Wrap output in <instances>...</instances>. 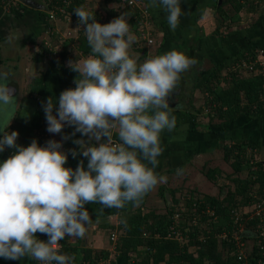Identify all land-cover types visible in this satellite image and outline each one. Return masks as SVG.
Masks as SVG:
<instances>
[{
    "label": "clouds",
    "instance_id": "obj_1",
    "mask_svg": "<svg viewBox=\"0 0 264 264\" xmlns=\"http://www.w3.org/2000/svg\"><path fill=\"white\" fill-rule=\"evenodd\" d=\"M150 8L164 11L171 31L182 15L181 0H149ZM45 8V7H44ZM90 54L68 61L78 75L75 88L58 97L57 115L52 97L43 105L49 133H61L65 124L74 133L79 151L87 158L75 169L65 167L67 153L60 141L40 146L16 143L18 132L9 131L17 115V100L8 87L10 74L0 71V152L14 149L0 161V257L17 260L27 256L38 264H74L75 255L62 253L60 241L85 237L92 217L86 204L121 210L139 206L144 197L166 182L155 169L163 154L161 134L173 132L177 119L169 98L181 74L197 61L172 49L146 58L130 55L137 38L125 15L101 24L92 11L74 9ZM20 33L5 38L17 42ZM64 139H68L67 136ZM77 155V149L71 150ZM150 165V166H149ZM36 233L47 235L41 240Z\"/></svg>",
    "mask_w": 264,
    "mask_h": 264
},
{
    "label": "trees",
    "instance_id": "obj_2",
    "mask_svg": "<svg viewBox=\"0 0 264 264\" xmlns=\"http://www.w3.org/2000/svg\"><path fill=\"white\" fill-rule=\"evenodd\" d=\"M226 2L217 6L220 22L215 30L218 31L222 26V34L228 33V28L226 25L224 27L223 21L227 17H230L231 21L238 18L243 4H247L249 9L257 6L254 5V0H228L229 3ZM55 3H61V0H48L45 8L39 12L44 31L58 39L60 30L55 26V21L48 17L47 12V9ZM224 4L229 8H225ZM64 7L67 11L78 7L87 9V1L72 0L68 6ZM105 8L109 12L103 20L104 23L110 18L113 20L120 15L128 14L127 21L135 28L139 27L141 13L137 7L127 3L120 7L117 5L109 8L105 6ZM12 11L17 15L22 13V4L19 2V5L12 8ZM94 14L98 21L100 15L95 12ZM61 19L64 17L61 16ZM68 34L70 36L71 30L60 34V37L66 38ZM259 38L262 40L255 41L248 49L237 52L233 62L238 59L245 61L256 59L259 50L264 51V38ZM60 43L58 50L51 48L48 51L46 44L41 42L42 52L48 53L46 54L47 66L33 77L29 92L32 94L34 104L24 116L22 112L20 113V106L9 126V128H18L16 141L18 145L27 146L35 139L40 146H45L51 138L45 134L46 117L43 105L50 96L53 101L56 99L53 113L57 114L56 108H58L60 93L67 88H75L74 79L78 74L65 64V59L69 55L66 50L67 41L60 40ZM78 45L83 53L90 52L85 39L83 42L78 39ZM145 54L144 50L137 57L140 60ZM73 58L78 59L80 56H73ZM246 70L237 67L228 71L226 77L219 72L208 77L200 86V90L203 93L206 92L205 96L208 99L205 101L206 111L204 108H195L192 104H190L192 109L184 105L182 109H176L177 122H188L191 124V129L209 132L215 118H218L217 121H225L244 115L264 117V67L261 68L256 62L251 72L248 71V67ZM223 81L225 84L222 83ZM191 92L187 104L191 103ZM212 102H215V105ZM239 133L240 135L236 136ZM239 133H234L230 141H226L225 138L221 145L222 156L232 166V172H224L220 165H211L207 169L205 166L202 167L203 175L214 184L218 182L220 174L230 179L229 182L221 183L217 192L201 193L195 187H186L182 195L177 197L176 190L178 189L167 188L171 201L168 203L165 194L161 193L164 202L162 211H158L154 205H148L144 208L138 207L131 213L121 216L117 229L115 254L113 257L110 256L109 261H107L109 257L107 248L98 249L79 238L70 240V237H66L60 241L61 252L75 255L74 264H116V257L125 258L127 264H264V256L258 250L259 243L256 242L260 234L259 229L255 227V220H259V217L248 220L246 218L248 213L243 212L244 205L259 201L261 197H264V157L257 156L261 152L264 153V140L250 131L242 133L239 130ZM60 135L61 143L67 147L76 146L77 144L73 141L85 137H82L79 132L74 133V127L67 124ZM65 136L68 139H64ZM13 151L14 149L6 147L3 152H0V161L6 159ZM243 171L245 174L241 175ZM233 172L236 173L235 176H231ZM207 208L212 209L213 213L207 212ZM201 209L204 211H200ZM234 210L241 212L239 216L241 218L236 219ZM176 211L180 214L177 219L174 217ZM197 213L199 214L198 226L189 222L191 217ZM262 217L261 225L264 224V214ZM238 223L245 228L238 232L239 239L245 241L242 258L238 257L237 245L232 236L237 233L235 230H237ZM171 225H174L176 229H181L184 234L187 233V240L180 241L173 237V232L168 235V232H171ZM186 227H188L187 230H185ZM105 228L110 232L117 226L114 223H108ZM221 232H226L228 236L220 237ZM36 236L41 240L48 239L45 234L36 233ZM248 238L251 239L250 244L247 241ZM34 263L38 264L36 261Z\"/></svg>",
    "mask_w": 264,
    "mask_h": 264
},
{
    "label": "crops",
    "instance_id": "obj_3",
    "mask_svg": "<svg viewBox=\"0 0 264 264\" xmlns=\"http://www.w3.org/2000/svg\"><path fill=\"white\" fill-rule=\"evenodd\" d=\"M35 1L45 7L48 0ZM86 1L88 11H93V13L99 14L101 10L93 5L102 4L104 6V12L99 14L100 17L98 20L101 24H105L103 20H105L109 12L105 6L107 7L112 4V6L118 5L120 7L123 3L127 4V0H95V3L91 0ZM102 1H104V3H102ZM225 1L229 3L228 0H181L182 15L175 31L170 30L166 19L167 14L164 11L159 8H150L148 6L149 0L140 1L141 4L149 9L148 11H150L149 13L152 17L154 25V31L152 33L153 41L149 44L145 42L139 44L137 40L129 51H137L139 49L140 51L142 50V53L145 50V60L146 58L161 55L167 51L176 49L184 52L187 56L197 61L193 68L181 74L179 86L169 98V102L176 104V106H170L171 112L175 116L176 109H182L181 107L189 102L190 92L191 89H193L192 87L195 89L192 90V93L196 97V102L192 105H194L195 108L200 106V108H204V111H206L205 101L208 99L205 96L206 92L203 93L200 90V86L203 85L208 77L217 74V72L226 77L228 71L236 69L233 65L239 61V59L233 62L235 54L239 51L248 49L255 41H261L262 39L259 37L264 38V0H254V5L257 6L252 9H249L247 4H243L239 10V17L233 21L229 19L230 17H227L223 21L224 27L226 25L228 28L227 34H222V26L218 31L215 30L217 29V22H220V20H218L217 6L223 4ZM21 4L22 13L19 15L15 14L14 11H4L0 6V71H6L10 74L8 87L13 89V95L17 100V110L21 106L20 113L22 112L24 116L25 112L29 111L30 107L33 106L32 104H34L32 94L29 92L33 77L47 66L48 53L42 52L41 42L46 44L49 51L51 48L58 50V47L61 46L60 40H66V50L69 54L67 55L68 58L65 59L66 65H68V61L75 60L73 56H80L78 59H83L87 57L90 52L83 53L78 45V39L83 42L84 39L86 40V37L84 33L85 26L79 25L77 20H64L60 18L55 21L54 24L58 30H60V34H64L67 30H71L70 36L68 34L66 38H61L60 34L57 33L58 39H56V37L44 31L45 28H43L44 25L39 12V10L42 9L23 2H21ZM224 7L229 8L226 4H224ZM119 11L122 12L120 9ZM109 20H112V18ZM109 20L106 21V23H108ZM241 22H244V25ZM128 23L131 33L137 38L139 27L135 28L130 22ZM2 24H5L3 30L1 27ZM15 31L21 34L20 38L17 40L19 45L21 44V46L23 45L25 47L26 44H29L30 52H26L19 48L16 49V47L14 48L15 42L9 43L5 39L10 32L15 33ZM24 33L27 37H24ZM30 37L32 42L27 41ZM154 44L155 47L152 49L153 51L150 52V46ZM130 55L133 56L132 52H130ZM222 83L225 84V81ZM188 91L189 93L187 94ZM212 103L215 105V102ZM53 114L57 115L56 113ZM217 119L218 118L214 119L211 131L209 132L191 129V124L188 122H177L176 129L173 132L164 131L161 134V145L164 151L159 157V165L155 171L158 175L166 176V182L157 185L155 189L149 192L139 206L128 204L121 210L105 208L104 211H99L101 205L92 203L86 204L85 208L97 223V226H95L97 231L99 232L100 230V233L102 231L104 232V230L108 231L107 228H105V225L108 223H114L117 228L112 230H117L121 216L131 213L138 207L144 208L148 206L146 204L152 205L158 202L160 198L163 199L161 193L165 194L167 192V194H169L167 188L178 189L179 184L171 180L170 173L179 174L181 169H184L186 161H193L195 156L199 158L202 157L205 152H210V149L214 147V143L211 144L213 139L216 141L218 139H223V137L224 139L231 137L234 133H239V130H241L242 133H245V131L246 133L249 131L253 133L248 125L249 120L247 117L243 119V116H240L233 120L225 121H217ZM13 120L14 118L12 122ZM44 125L47 129V122H45ZM11 129L12 127L9 128V131H12ZM46 129L45 134L50 136L51 140H53V135H56V133H49ZM58 135L61 139L60 133H58ZM87 138L88 137L85 136L83 139L86 141ZM64 147L67 151V162L65 167L75 169L77 165L83 161L84 167L87 168V158L83 157L80 153L79 145L67 147L62 144V148ZM72 149H77V155L75 157L71 155ZM199 177L200 175L195 176V178ZM196 188L197 190L199 189V187ZM177 191L178 190H176V196L178 197ZM148 199L152 201L150 203L146 202ZM163 209L158 208L157 210L162 211ZM93 236L97 239L103 237L99 233L93 234ZM104 236L106 235L104 234ZM107 238L105 237L106 241ZM249 242L251 241H248V243ZM90 244L93 246L92 243ZM104 246H106V244ZM2 258L3 257H0V262H3V264H34L35 262L27 256L17 260L7 259L2 261ZM115 260L116 264H127L126 259L123 257H116Z\"/></svg>",
    "mask_w": 264,
    "mask_h": 264
},
{
    "label": "rangeland",
    "instance_id": "obj_4",
    "mask_svg": "<svg viewBox=\"0 0 264 264\" xmlns=\"http://www.w3.org/2000/svg\"><path fill=\"white\" fill-rule=\"evenodd\" d=\"M91 1L93 3H95V0H91ZM102 3H104V1H102ZM123 5H125V3H123ZM93 6H96L99 9H101L99 11V14H102L104 12V6L102 4L93 5ZM107 7L108 8L112 7V4L108 5ZM124 15L126 17H128V14H124ZM217 23H219V22H217ZM241 23L244 25V22H241ZM1 27H2V30H3L5 28V24L4 25L2 24ZM23 35H24V37H27L25 33ZM27 41L32 42L31 37L28 38ZM15 47H16V49L19 48V49L24 50L26 52L27 51L30 52L29 44L28 45L26 44V46L24 47L23 45L21 46V44L19 45V42H17V43H15L14 48ZM154 47H155V44L150 46V52L153 51L152 49H154ZM140 49H142V48H140ZM137 51H138V56H139L141 54L142 50L140 51L138 49ZM137 51L133 50V51H130V52H132L133 56L136 57L137 56ZM144 58H145V56L143 58H141L140 61L141 62L144 61ZM188 93H189V91L187 92V94ZM27 102H29V101H27ZM195 102H196V97L191 92V103L186 104L185 107L190 109V107L192 108V106L190 104H195ZM198 107H200V106H198ZM245 117H247L248 120H249V124L248 125L250 126V129H252L251 130L253 132L252 134L257 135V136H261L263 138V140H264V118H260V117H256V116H252L251 117L250 115H244L243 119ZM11 130H15V131L18 132V128H15V129L12 128ZM259 132H262V133H259ZM239 135L240 134H237L236 136H239ZM53 140L61 142V139H60L58 133H56V135H53ZM86 141H88V138H87ZM212 141L213 142H211V144L214 143V147L210 149V152H205L204 155L202 157H199V158L197 156H195L193 161H186L184 169H181V172L179 174L170 173L171 180L175 181L176 184H179L178 191H177V195L178 196L182 195V193L184 192V189L186 187H189V188L199 187L198 190L201 193L202 192H206V191L207 192H217L221 183L223 184L224 182H229L230 181V179L227 176L225 177L224 174H220V176H219V178L217 180L218 182L214 184L213 181L208 180L207 177L202 174L203 172L201 173L203 166H205L206 169H207L211 165H220L224 169V172H232V166L229 163H227V161H225L223 156H222L223 155V150L221 149V145L224 142V137L221 140L218 139V140L215 141V139H213ZM226 141H230V137H227ZM215 144H216V146H215ZM61 150L64 151L65 153H67L65 147L64 148L61 147ZM257 156L264 157V153L261 152ZM203 162L205 163V165H204ZM197 173H199V174H197ZM244 174H245V171L241 172V175H244ZM196 175H200V177L199 178H195ZM235 175H236L235 172L231 173V176H235ZM225 188H226V186H225ZM151 201H152L151 199H148V201L146 200V202H149V203ZM146 205H151V204H146ZM152 205H155V206L157 205V207H156L157 209L158 208L159 209H163L164 208V202H163V200L161 198H160V200L158 202H156V203H154ZM244 208H249V206L245 205ZM96 224L97 223L95 222V220L92 217V222H91L90 225L87 226L86 235L82 239H83V241H86L87 244L92 243L93 246L97 247L98 249L107 248L108 251H109V249L113 248V245H112L111 241L107 238L109 232L105 231V230H104V232L102 231L101 233H100V230L98 232L97 229L95 228V226H97ZM96 233L97 234L98 233L101 234V236H103V237H101L100 239L99 238L97 239L95 236H93V234H96ZM104 234L106 236H104ZM105 237L107 238L108 242L106 241ZM70 239H75V238L70 237ZM247 240L251 241V239H249V238ZM103 244L104 245L106 244V246H104ZM110 252L112 253V255L115 254V252H113V251H110ZM4 260H7V259L2 258V261H4ZM0 264H3V262H0Z\"/></svg>",
    "mask_w": 264,
    "mask_h": 264
},
{
    "label": "built area",
    "instance_id": "obj_5",
    "mask_svg": "<svg viewBox=\"0 0 264 264\" xmlns=\"http://www.w3.org/2000/svg\"><path fill=\"white\" fill-rule=\"evenodd\" d=\"M72 0H61V3H55L52 4V7L47 9L48 12V17L51 20L57 21L59 18L64 17V19L69 20V19H75L78 21V17L75 15L74 9L72 10H65L64 6H68L71 3ZM19 2L21 3V0H0V6L4 11H12V8H14L15 6L19 5ZM128 5L137 7L139 9V12L141 13L140 16V21H139V30H138V35H137V40L139 42L143 41L147 44L151 43L153 41V36L152 33L154 31V25H153V21H152V17L150 16V13L148 11V8L141 4L140 1L138 0H127ZM88 10V9H86ZM61 14V15H58ZM141 44V43H139ZM258 63L260 65V67L262 68V66L264 67V51L262 49L259 50L258 56L256 59L251 60V61H245L243 59L237 61L233 66L235 68L240 67L243 68L244 70H246V68L248 67V71H252L253 67L255 66V63ZM247 71V70H246ZM254 71H256V69H254ZM247 206H249V208H244L243 212H247V219L248 220H252L255 217H259V220H255V227L256 229H259L258 233L260 234V236L257 238V243H259L258 246V250L261 252V254L264 256V224L261 225L260 221L263 220L262 215L264 214V197H261V199L259 201H253V203L250 204H246ZM245 206V205H244ZM251 207V208H250ZM200 211H204V210H200ZM207 212L209 213H213V210L210 208L206 209ZM199 212V211H198ZM201 214V212H199ZM234 213L236 214V219L237 218H241L239 217L241 215V212L238 210H234ZM179 211H176L174 213V217L177 219L179 217ZM192 225H199V214H195L191 217V220L189 221ZM188 227L185 228V230H187ZM209 228V227H208ZM207 228V230H209ZM171 232H168V235H170L173 232V237L178 238L180 241H185L187 240L186 238H188V234H184V232L179 229V228H175L174 225H171L170 227ZM245 229L244 226L241 223H238V227H237V233L232 235L233 239L235 241V244L237 245V252H238V257L242 258L243 254H244V244L245 241H242L239 239L238 237V232L240 230ZM255 229V228H254ZM256 232V234H258ZM255 234V232H254ZM219 236L222 238H226L227 233L226 232H221L219 233ZM118 237V230H111L108 234V238L111 241L113 248L109 249V257L107 259V261H109L110 256H114L112 255V253L110 251L115 252V245H116V240ZM202 238V236H201ZM247 260H249L247 258ZM101 261H104L103 259H101ZM264 263V262H263Z\"/></svg>",
    "mask_w": 264,
    "mask_h": 264
},
{
    "label": "water",
    "instance_id": "obj_6",
    "mask_svg": "<svg viewBox=\"0 0 264 264\" xmlns=\"http://www.w3.org/2000/svg\"><path fill=\"white\" fill-rule=\"evenodd\" d=\"M21 2L26 3V4H28L30 6H33V7H38V8H41V9L44 8L43 5H41L40 3H38L35 0H21ZM169 106H176V104L175 103H172V102H169ZM165 197H166V199L169 202L171 201V196L169 194H167V192L165 193Z\"/></svg>",
    "mask_w": 264,
    "mask_h": 264
}]
</instances>
